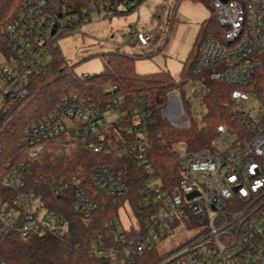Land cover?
Listing matches in <instances>:
<instances>
[{"label":"built area","instance_id":"2783aa9c","mask_svg":"<svg viewBox=\"0 0 264 264\" xmlns=\"http://www.w3.org/2000/svg\"><path fill=\"white\" fill-rule=\"evenodd\" d=\"M144 1L96 0L68 14L52 9L53 0H19L0 49V116L30 94L31 79L47 65L43 60L46 54L52 57L51 48L59 49L60 35L78 23L101 18L103 12L136 11ZM209 1L222 39L206 33L187 76L169 90L154 88L151 98L144 92L129 95L108 83L96 100L69 93L49 116L25 129L21 143L29 161L6 162L2 185L13 195L0 196V241L12 233L65 239L69 223L45 206L44 193L68 197L73 210L88 222L99 207L93 183L115 201L124 198V204L107 230H98L89 240L90 257L104 258L107 264H264V0ZM156 14L154 27L131 32L129 38L142 47L169 41L176 6L168 17ZM62 58L66 71L73 72ZM191 83L206 113V96L215 91V84L231 86L223 102L230 118L217 125L210 147L191 151L180 143L186 147L179 159L182 176L167 188L147 158L148 131L156 104L165 103L161 112L177 127L186 128L197 118L185 91ZM172 90L181 95L174 120L166 115ZM50 144L59 149L80 145L102 154L104 161L82 177L39 174L34 181L30 162ZM135 180L136 208L129 197ZM180 231L192 234L160 252L159 246Z\"/></svg>","mask_w":264,"mask_h":264},{"label":"trees","instance_id":"16d2710c","mask_svg":"<svg viewBox=\"0 0 264 264\" xmlns=\"http://www.w3.org/2000/svg\"><path fill=\"white\" fill-rule=\"evenodd\" d=\"M96 0H53L52 9L68 14L81 11V7ZM120 1V0H115ZM19 8V0H0V49H4L2 37L8 23L15 17ZM134 9L119 11L117 15L129 14ZM81 25L78 23L76 29ZM216 27L215 19L204 21L202 27ZM70 28L63 34L76 30ZM204 29V28H203ZM203 31V30H201ZM51 61L44 66L41 73L33 76L29 84L30 94L18 106L5 110L0 116V196L11 198L13 193L2 185L7 171L8 160L25 159L27 148L21 143L27 127L49 116L61 98L69 93L96 100L103 97V87L116 84L131 95L135 92L147 93L153 98L154 88L169 90L176 81L168 71H158L141 74L135 70V58L121 50L105 53L104 69L87 78H79L73 72L66 71L62 53L57 48H51ZM185 67L187 62H185ZM231 86L215 84V91L206 96L208 110L202 124L197 118H192L190 125L180 128L173 125L163 114L164 104L154 106V124L148 131L147 158L165 187L176 185L182 176L180 154L177 144L184 143L188 150L195 151L210 147L216 136L218 124L230 118L224 111L223 102ZM102 154H95L81 147L59 149L50 144L38 160L31 161V179L36 181L39 174L50 176L57 174L66 178L74 175H87L96 164L103 162ZM120 163L122 159L111 160ZM143 173V172H139ZM41 184V181H37ZM91 192L98 202V210L93 218L85 222L73 210L68 197H56L50 191H45V206L63 215L69 229L65 239L51 236L31 235L27 238L17 233L5 236L0 241V264H107L101 257H90L87 253L89 240L98 230H107L108 221L118 216L119 208L124 204V198L115 201L98 191L93 183ZM139 182H132L131 203L138 206L136 190Z\"/></svg>","mask_w":264,"mask_h":264},{"label":"rangeland","instance_id":"374dc122","mask_svg":"<svg viewBox=\"0 0 264 264\" xmlns=\"http://www.w3.org/2000/svg\"><path fill=\"white\" fill-rule=\"evenodd\" d=\"M173 6H176L177 15L181 18L177 20L179 29L169 50H159L157 46L152 47V45L142 47L129 38L131 32L155 26L154 23L157 22L158 17L153 22V15L159 11V7L164 9L168 17L170 8ZM213 18L214 13L209 0H145L136 11L129 14L107 16L103 12L101 18L82 23L70 34L60 35L57 38V43L62 56L67 61L66 64L73 67V72L77 75L82 73L94 75L101 72L105 66L104 54L121 50L135 58L137 72L145 74L168 71L175 81H179L187 76L188 67L195 59L206 33H211L215 38L222 39L217 25L214 28L209 26L206 33L207 26L202 27V22ZM186 33L189 34L188 39L181 45ZM51 59L52 57L46 54L43 61L48 64ZM187 60L188 63L185 67ZM2 61L3 57L0 56V63ZM193 89V83L185 86V91L188 92L187 97H190L192 107L197 112V120L201 122L206 115L205 106L194 97ZM183 93L186 94V92ZM180 99V93L177 90H172L171 99L168 98L166 114L171 120L175 119ZM176 148L179 154L186 151V147L182 144H177ZM121 217L124 218V216ZM191 234V231L178 232L176 236L164 241L159 246V251L175 247L178 242L189 238Z\"/></svg>","mask_w":264,"mask_h":264},{"label":"crops","instance_id":"0c3cea01","mask_svg":"<svg viewBox=\"0 0 264 264\" xmlns=\"http://www.w3.org/2000/svg\"><path fill=\"white\" fill-rule=\"evenodd\" d=\"M158 10H159L160 12H164V13H165V11H164V9H163L162 7H159ZM180 18H181V17H180L179 15H177L176 21H175L174 26H173L172 37L169 39V41L164 42L162 39H160V40H158V41H156V42H152V43H150L149 45H152V47L157 46V49H159V50H160V49L169 50L170 47H171V44H172L173 40H174L175 37H176L177 31H178V29H179V22H178L177 20L180 19ZM154 20H155V19H154ZM154 20H153V22H154ZM202 23H203V22H202ZM154 24L156 25L157 22H155ZM152 27H154V25H153ZM188 35H189V34L186 33L185 36H183V43H182L181 45H183V44L187 41V39H188Z\"/></svg>","mask_w":264,"mask_h":264},{"label":"water","instance_id":"95a60500","mask_svg":"<svg viewBox=\"0 0 264 264\" xmlns=\"http://www.w3.org/2000/svg\"><path fill=\"white\" fill-rule=\"evenodd\" d=\"M223 1H227V0H223Z\"/></svg>","mask_w":264,"mask_h":264}]
</instances>
